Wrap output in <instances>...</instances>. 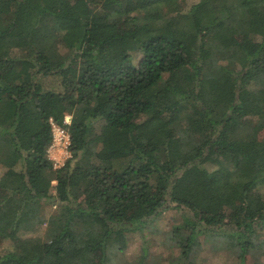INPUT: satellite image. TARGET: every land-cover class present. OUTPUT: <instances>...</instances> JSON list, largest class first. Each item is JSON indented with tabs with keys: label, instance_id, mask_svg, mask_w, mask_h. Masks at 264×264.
<instances>
[{
	"label": "trees",
	"instance_id": "1",
	"mask_svg": "<svg viewBox=\"0 0 264 264\" xmlns=\"http://www.w3.org/2000/svg\"><path fill=\"white\" fill-rule=\"evenodd\" d=\"M177 2L0 0V229L43 227L0 264H108L170 209L167 264H201L215 234L245 264L264 228V0Z\"/></svg>",
	"mask_w": 264,
	"mask_h": 264
},
{
	"label": "rangeland",
	"instance_id": "2",
	"mask_svg": "<svg viewBox=\"0 0 264 264\" xmlns=\"http://www.w3.org/2000/svg\"><path fill=\"white\" fill-rule=\"evenodd\" d=\"M195 0H178L179 8L190 6ZM244 40L243 37H240ZM137 56V55H135ZM0 168V182L3 178ZM4 193L0 189L1 195ZM13 204L9 199L0 205L3 210ZM49 207H45V212ZM53 209V208H52ZM180 219V212L175 209L165 210L151 222L145 224L139 231L118 234V249L108 264H167L178 254L179 249L171 244L169 230L174 220ZM43 227H38L23 234H15L11 222L0 229V249L25 248L35 236L42 234ZM260 230V237L253 248L244 258L245 264H264V228ZM236 241L226 234L213 236H199V245L191 254V259L201 264H239L235 252ZM146 252V254L144 253ZM142 255L145 257L142 258ZM96 263V262H95Z\"/></svg>",
	"mask_w": 264,
	"mask_h": 264
},
{
	"label": "built area",
	"instance_id": "3",
	"mask_svg": "<svg viewBox=\"0 0 264 264\" xmlns=\"http://www.w3.org/2000/svg\"><path fill=\"white\" fill-rule=\"evenodd\" d=\"M70 122V116H64L63 123L58 124L49 119L51 128V140L45 150L47 159L51 162L54 169H59L71 158L70 135L67 124Z\"/></svg>",
	"mask_w": 264,
	"mask_h": 264
}]
</instances>
